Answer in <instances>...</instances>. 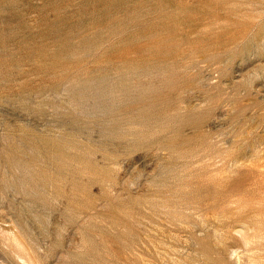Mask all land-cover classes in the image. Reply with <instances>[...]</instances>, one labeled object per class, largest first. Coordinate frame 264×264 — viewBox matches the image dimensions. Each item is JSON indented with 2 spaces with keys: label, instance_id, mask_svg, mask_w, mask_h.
I'll list each match as a JSON object with an SVG mask.
<instances>
[{
  "label": "rangeland",
  "instance_id": "374dc122",
  "mask_svg": "<svg viewBox=\"0 0 264 264\" xmlns=\"http://www.w3.org/2000/svg\"><path fill=\"white\" fill-rule=\"evenodd\" d=\"M0 264H264V0H0Z\"/></svg>",
  "mask_w": 264,
  "mask_h": 264
}]
</instances>
